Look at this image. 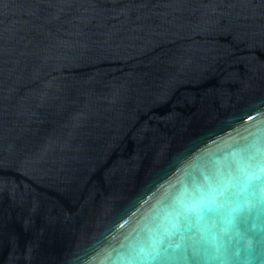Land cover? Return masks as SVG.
<instances>
[{"label":"water","instance_id":"95a60500","mask_svg":"<svg viewBox=\"0 0 264 264\" xmlns=\"http://www.w3.org/2000/svg\"><path fill=\"white\" fill-rule=\"evenodd\" d=\"M0 264H264V0H0Z\"/></svg>","mask_w":264,"mask_h":264}]
</instances>
